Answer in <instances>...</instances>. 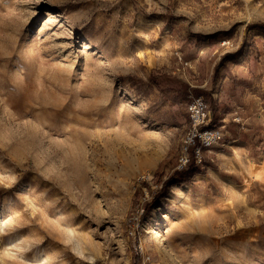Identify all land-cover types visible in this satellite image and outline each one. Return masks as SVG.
Wrapping results in <instances>:
<instances>
[{"label":"rangeland","instance_id":"obj_1","mask_svg":"<svg viewBox=\"0 0 264 264\" xmlns=\"http://www.w3.org/2000/svg\"><path fill=\"white\" fill-rule=\"evenodd\" d=\"M0 264H264V0H0Z\"/></svg>","mask_w":264,"mask_h":264},{"label":"built area","instance_id":"obj_2","mask_svg":"<svg viewBox=\"0 0 264 264\" xmlns=\"http://www.w3.org/2000/svg\"><path fill=\"white\" fill-rule=\"evenodd\" d=\"M186 111L188 127L183 136L182 153L179 159L183 164L187 162L192 147L193 156L201 162L202 150L213 148L218 144L222 131L220 127H208L211 115L202 95H191Z\"/></svg>","mask_w":264,"mask_h":264},{"label":"trees","instance_id":"obj_3","mask_svg":"<svg viewBox=\"0 0 264 264\" xmlns=\"http://www.w3.org/2000/svg\"><path fill=\"white\" fill-rule=\"evenodd\" d=\"M181 99H182V102H184L185 103V106L188 104V102L190 101V99H191V95L189 94V93H187V92H183V96L181 97ZM205 102H206V105H207V109L208 110H210V107H209V104L207 103V101L205 100ZM211 111V110H210ZM218 125L219 124H217L216 123V121H215V118L212 116L211 117V122L208 124V127H210V128H214V127H218ZM204 151V149L202 150V152ZM190 153L192 154V156H193V151H192V147L190 148ZM193 162V157H191L190 159H189V161L186 163V165L187 164H189V163H192ZM185 165V166H186ZM179 170H181V169H179Z\"/></svg>","mask_w":264,"mask_h":264},{"label":"crops","instance_id":"obj_4","mask_svg":"<svg viewBox=\"0 0 264 264\" xmlns=\"http://www.w3.org/2000/svg\"><path fill=\"white\" fill-rule=\"evenodd\" d=\"M223 138V137H222ZM222 141V139L220 140V142ZM220 142H218V143H220Z\"/></svg>","mask_w":264,"mask_h":264}]
</instances>
